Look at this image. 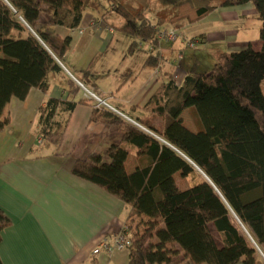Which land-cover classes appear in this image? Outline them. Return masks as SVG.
I'll return each instance as SVG.
<instances>
[{"label": "trees", "instance_id": "obj_1", "mask_svg": "<svg viewBox=\"0 0 264 264\" xmlns=\"http://www.w3.org/2000/svg\"><path fill=\"white\" fill-rule=\"evenodd\" d=\"M105 2L106 13L122 20L116 31L134 39L130 51L137 42L154 46L156 28L164 24L179 30L218 8L235 5L250 4L256 11L261 22L258 51L248 47L222 53L211 71L188 70L181 86L173 81L162 84L142 108L148 115L142 125L170 147L109 110L90 104V122L116 125L123 143L136 148L137 156H144L147 164L128 174L127 148L111 146L109 163L92 154L76 161L71 174L128 207L126 224L132 243L127 264H263L256 247L264 253V0ZM99 6L98 0H0V133L9 124L6 106L12 98L22 101L31 89L47 93L49 75L62 72L57 61L67 52L70 40L50 37L45 29L74 30L87 9ZM154 10H158L155 26L147 18ZM67 84L70 94L80 91L70 79ZM76 104L48 99L38 109L43 146L59 143ZM63 106L65 115H59ZM190 108L200 119L196 133L180 119ZM176 173L182 178L192 176L195 183L181 191ZM10 225L0 210V241Z\"/></svg>", "mask_w": 264, "mask_h": 264}, {"label": "crops", "instance_id": "obj_2", "mask_svg": "<svg viewBox=\"0 0 264 264\" xmlns=\"http://www.w3.org/2000/svg\"><path fill=\"white\" fill-rule=\"evenodd\" d=\"M98 1L99 8L87 9L78 28L45 29L50 37L70 40L67 52L57 61L62 72L49 75L47 93L31 89L24 100L12 98L6 106L9 124L0 133V210L11 225L1 234L0 264L128 262V250L114 251L109 256L92 254L103 238L112 237L127 226L128 207L72 175L71 168L76 161H84L92 154L109 163L111 146L127 148L128 174L146 166L147 159L137 156L136 148L123 143L116 125L90 122L92 106L78 103L83 99L81 90L69 93V79L92 90L124 122L170 147L142 125L148 118L142 108L158 88L169 81L181 86L186 72L192 68L201 74L211 71L216 57L222 53L261 48V22L250 4L221 7L194 24L184 25L179 29L181 37L174 43L157 41L152 46L137 42L130 51L134 39L116 31L122 20L112 12L106 13L105 0ZM157 11L148 14L152 18L147 17L153 26ZM160 28L174 29L169 24L156 29ZM188 43L194 47H188ZM48 99L77 104L59 143L45 147L39 142L37 118L38 109ZM57 112L65 115L64 106ZM180 119L192 133L201 128L193 108L184 110ZM174 179L181 191L195 183L192 176L182 178L180 173ZM209 229L221 246L213 225L209 224Z\"/></svg>", "mask_w": 264, "mask_h": 264}, {"label": "built area", "instance_id": "obj_3", "mask_svg": "<svg viewBox=\"0 0 264 264\" xmlns=\"http://www.w3.org/2000/svg\"><path fill=\"white\" fill-rule=\"evenodd\" d=\"M157 35L156 38L159 42H166V43H174L176 42L181 36L179 30L176 29H156ZM188 47L193 48V43H188ZM78 87L82 91V97L83 99L99 108H104L107 110H110L113 113H118L117 111L110 108L104 100H102L100 97H98L92 90L87 88L81 83L77 82ZM39 142H42V139H39ZM131 232L128 230L127 226H125L122 231L117 233L116 235L112 237H105L103 238L99 244L94 248L92 251L93 256H98L100 254H103L105 256H109L114 251H125L129 250L131 246V239L130 236Z\"/></svg>", "mask_w": 264, "mask_h": 264}, {"label": "rangeland", "instance_id": "obj_4", "mask_svg": "<svg viewBox=\"0 0 264 264\" xmlns=\"http://www.w3.org/2000/svg\"><path fill=\"white\" fill-rule=\"evenodd\" d=\"M155 0H153V2H154ZM154 11H151L150 13H153ZM150 13H149V15H150ZM148 16V15H147ZM152 18V16H148V18ZM180 32V36H181V31H179ZM261 89H262V93H263V95H264V82L262 83V85H261ZM261 251V250H260ZM257 253H258V257H259V259L263 262V264H264V256L257 250Z\"/></svg>", "mask_w": 264, "mask_h": 264}, {"label": "water", "instance_id": "obj_5", "mask_svg": "<svg viewBox=\"0 0 264 264\" xmlns=\"http://www.w3.org/2000/svg\"><path fill=\"white\" fill-rule=\"evenodd\" d=\"M172 148V147H171ZM192 166L196 169V171L208 182L210 183V181L208 180V178L197 168L195 167L193 164ZM211 184V183H210ZM250 238V237H249ZM256 249L259 251V249L256 247ZM260 252V251H259Z\"/></svg>", "mask_w": 264, "mask_h": 264}]
</instances>
